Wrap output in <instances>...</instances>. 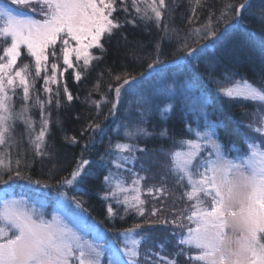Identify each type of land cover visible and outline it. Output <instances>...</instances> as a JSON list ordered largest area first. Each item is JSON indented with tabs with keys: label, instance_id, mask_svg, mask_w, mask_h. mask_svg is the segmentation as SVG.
Segmentation results:
<instances>
[{
	"label": "snow or ice",
	"instance_id": "1",
	"mask_svg": "<svg viewBox=\"0 0 264 264\" xmlns=\"http://www.w3.org/2000/svg\"><path fill=\"white\" fill-rule=\"evenodd\" d=\"M253 4L254 0H222L216 9L210 0H188L189 14H181L186 25L178 29L170 27L175 23L177 0H0V264H179L178 257L185 255V264H264V146L250 143L249 151L230 154L217 138L219 123L209 119L208 95L197 97L198 127H187L195 139L181 140L176 150H161L167 163L162 165L166 174L159 186L143 188L142 182L149 177L128 167L136 163V153L148 154L134 141L153 135L143 125L152 114L154 93L162 89L172 98L175 85L163 75L166 63L198 66L202 53L230 34L255 40L256 34L249 31L245 16L256 19L264 32V2L256 5L258 15L251 11ZM202 14L205 19L197 27L195 22ZM138 20L164 33L149 57L139 54L142 43L128 41L122 31L128 25L139 27ZM116 34L126 45H135L126 50V57L130 55L134 62L133 71L113 76L115 83L106 86L107 93H114L111 100L104 93L100 100H92L91 93L85 98L94 106L95 115L78 136L64 135L67 145L80 147L74 166L67 170L59 165V149L46 139L51 124L62 127L59 117L52 121L51 109L62 106V95L66 105L79 99L69 90L65 74L77 84L82 78L87 80ZM164 38L175 40L171 61L161 50ZM259 53L264 65V37L259 41ZM207 64L212 70L209 79L218 93L227 98L264 102V75L257 87L246 79L234 80V74L216 79L213 71L218 59L211 58ZM108 71L111 74V69ZM153 76L160 77L159 84L143 89L144 81ZM38 81H42V89L36 88ZM184 87L199 91L193 85ZM94 88L99 90V80ZM136 91L141 92L136 117L124 109L126 119L135 122H124L114 129L119 133L123 128V138L129 142L113 143L110 137L104 154L92 158L91 148L97 136L104 134L105 122L119 118L124 97ZM104 106H108L106 115ZM172 107L169 103L161 109V116L166 119ZM34 109L39 113L38 132ZM21 124L24 132H18ZM258 124L253 131L264 138V116ZM159 135L166 136L167 129ZM25 137L28 148L24 146ZM99 142L103 143V139ZM53 160L57 163L48 167L45 162ZM36 163L40 164L41 174L48 167L46 180L31 175ZM140 167L148 171L143 163ZM113 168L117 171L113 172ZM121 171L132 174L131 184L119 174ZM102 173H106L102 175V199L108 202L107 218L117 217L109 201L123 206L121 220L130 213L143 218L142 223L116 229L110 240L101 222L85 207L87 190L82 187L88 178ZM167 174L181 189L178 195L167 188ZM17 187L24 191L17 193ZM32 192L39 193L43 200L53 198L55 209L46 211L43 200L33 202L28 194ZM145 192L152 197L151 205L143 198ZM172 195L174 203L178 201L182 207L165 205L163 201ZM157 224L170 228L177 237L178 250L173 254L176 258L155 252L157 259L150 260L147 253L141 252L142 242L149 239L146 226ZM86 231L95 232L97 238H87ZM157 247L163 251L164 243Z\"/></svg>",
	"mask_w": 264,
	"mask_h": 264
},
{
	"label": "trees",
	"instance_id": "2",
	"mask_svg": "<svg viewBox=\"0 0 264 264\" xmlns=\"http://www.w3.org/2000/svg\"><path fill=\"white\" fill-rule=\"evenodd\" d=\"M211 3L215 5L216 9L221 7L222 0H210ZM264 2V0H254L253 9L251 11H259L256 7L257 4ZM188 0H177V8L174 15V25L178 29H183L186 25V19L182 22L181 14L185 17L189 14L188 11ZM218 15V12H217ZM121 20L124 18V14H120ZM205 19V15H201V19L195 22V26L199 27L201 21ZM245 23L249 25V31L256 34L255 40H249L246 35L230 34L226 36L224 40L220 43H215L209 46V48L204 51L201 55V62L198 66L195 65H177L173 63H166L165 71L163 75L166 78H171L173 76H179L182 79H187L193 84L197 85L199 90L205 92L210 98V109L211 116L213 120L219 123V127L216 129V134L220 141L224 144L226 150H229L232 155L236 154L233 151V146L239 147V153H244L249 151L248 145L250 143H258L263 145L264 138L260 134L253 131L254 128L258 127V121L264 116V102L259 101H247L243 98H227L222 94L218 93L216 85L209 79L210 70L207 61L211 58L218 59V64L216 70L213 71V75L216 79H222L225 74H234V80L246 79L249 83L260 87L262 80V68L264 65L261 64V58L259 53V41L264 37V32H261L260 26L256 19L245 16ZM139 27H132L131 25L125 26L122 30L123 34L127 36V40L130 42H140L142 43V49L139 54L144 57H149L150 54L155 52V44L160 37L164 36L162 31H159L157 26L153 24L144 25L139 20L137 21ZM160 27H163L161 24ZM2 39V38H1ZM119 41V44L117 43ZM135 45L133 43L125 44L120 34L113 36L111 43L106 45L107 52L103 56L102 61L99 63L96 71L82 82L77 84L73 77L69 74H65V79L67 80V85L69 90H71L74 96L79 97V99H74L70 105L64 103L65 98L61 96L62 106L59 109L52 107L51 109V119L55 121L57 117L62 121V127L56 126L54 123L50 125L51 132L48 136L49 143H54L55 147L59 149V165L67 170L75 164V159L78 158L80 153L79 146H69L64 141V135L78 136L79 131L82 127L86 126L88 120H90L95 115L94 106L86 101V97L91 93L92 100H100L101 93L107 95V98L111 100L114 93H107L106 86L109 83H115L113 76L116 74H122L124 72H132L134 62L131 56L126 57V50L133 48ZM175 40L169 41L164 38L161 41V50L166 58V60L171 61L173 56L171 53L175 51ZM95 51V50H94ZM96 54H100L98 51ZM129 65L127 68L124 65ZM146 66V65H145ZM108 69H111V74ZM138 70H143L142 68ZM71 72V70H69ZM103 73L100 77L99 73ZM159 76H153L151 79L144 81L142 88L148 87L150 82H156L159 80ZM99 80V90L94 88V85ZM227 86H230L227 85ZM129 95V96H128ZM125 99H123L120 109L118 111L119 118H110L105 123L107 128L102 136H97L96 142L91 148L92 158L98 155L104 154L109 138L111 137L112 142L117 141L124 142L123 138V128L119 133L115 132L114 129L116 125L122 124L124 122L131 125L134 120H127L124 109H128L130 98L132 93H129ZM41 98H44V94L41 92ZM153 109L152 114L148 117L147 123L143 125L149 132L153 133L152 136L144 138H138L135 143L138 146L146 148L148 154L136 153L137 161L133 165H128V167H135L143 175L148 176L151 179L152 184L161 183L160 171L157 172V167H159L160 162H155L161 150L169 151L176 150L179 146L181 140L191 139L194 134L190 135L187 131V127L190 125L192 128L198 123L196 122L195 114L189 110V108L182 102L176 101L172 107V110L166 114V119L160 114V110L165 108V103L159 99H154L150 105ZM17 107H19V100H17ZM103 114L106 115L108 112V106L102 108ZM33 115L36 118L39 116L38 110H33ZM79 117V118H77ZM133 117V116H132ZM134 118V117H133ZM101 119L103 117L101 116ZM251 125L252 128L247 126ZM22 126V125H20ZM167 129L166 136H160L159 133ZM175 138L176 144H173V139ZM103 139V143L99 141ZM127 142V141H125ZM157 156V157H156ZM48 167L52 164L57 163V161H46ZM144 164L148 169L144 172L140 165ZM158 163V165H157ZM48 167L44 168L43 174H41V167L39 163H36L31 170V175L34 179L46 180L48 174ZM117 170L113 168V172ZM126 173L127 171H121L119 174ZM102 173L97 175L95 178H88L84 184L83 188L87 190V195L84 196L86 201L85 207L89 208L91 216L97 221L101 222L102 229L106 230L111 236L116 229H126L131 227L134 223H142L143 218L135 217L134 214H128L123 220L119 217L123 214V206H119L115 201H109L112 203L114 210L117 212V217L115 220H110L107 218V203L102 199L103 187H102ZM60 175H66V172H60ZM171 179L173 177L171 174H167ZM58 178V177H57ZM150 180L146 183L144 187L150 186ZM174 182V181H173ZM167 184V183H166ZM177 187V186H176ZM75 194V193H70ZM148 200L149 204L153 203L152 197L144 193V197ZM165 205L170 206L169 202L163 201ZM157 207H160V201H156ZM166 215L171 218V213L168 212ZM153 225L146 226V231L149 234V239L147 243L150 245L147 247L143 242L142 252L147 253L150 260H156L157 257L153 253L157 252L156 247L160 243L161 238H164L168 232L172 231L170 228L164 225ZM151 228V229H148ZM176 245H177V237ZM165 242V241H164ZM174 246V245H173ZM173 246H171V251L168 250L170 254H173ZM178 246V245H177ZM187 247V246H180ZM178 250V248H177ZM175 253V252H174ZM144 261V257L141 258ZM179 264H185L188 257L180 256L178 257ZM149 264L148 261H145ZM192 264H198V262L193 261Z\"/></svg>",
	"mask_w": 264,
	"mask_h": 264
},
{
	"label": "rangeland",
	"instance_id": "3",
	"mask_svg": "<svg viewBox=\"0 0 264 264\" xmlns=\"http://www.w3.org/2000/svg\"><path fill=\"white\" fill-rule=\"evenodd\" d=\"M1 39V38H0ZM165 77V76H164ZM160 80V79H159ZM159 80H157L156 82H150L149 84H148V87H146V88H143V89H148V88H154V87H156V85H158L159 84ZM167 80H168V83H170V84H174L175 85V89H174V91H173V93L171 94V96H172V98L171 99H169V93H167V92H165V91H163L162 89L161 90H158V91H156L155 93H154V95H153V97H152V99H151V102H153L154 101V99H156V98H159V99H161L164 103H165V107H167V105L169 104V103H171L172 105H174L175 104V102L178 100V101H180V102H182V103H184L188 108H189V110H191L194 114H195V107H196V105H197V103H198V99H197V97L199 96V95H201V94H206L205 92H203V91H201V90H199V91H197V92H193V91H191L190 89H188V88H185L184 87V85H193L195 88H198L197 87V85H195V84H193L191 81H188L187 79H182V78H180L179 76H173V77H171V78H167ZM255 86V85H254ZM36 88L37 89H42V81H38L37 82V84H36ZM199 89V88H198ZM128 95V94H127ZM125 96L124 97V99L126 98V97H128V96ZM141 95V92L140 91H136V92H134V93H132V97H129L130 98V103H129V105L127 106V108H128V112L129 113H131V116H133L134 118L136 117V115H137V113H136V110H137V108H138V104H139V101H138V97ZM207 95V94H206ZM209 97V96H208ZM210 99V98H209ZM209 111L211 112V109L209 108ZM34 116V115H33ZM211 116V115H210ZM35 118H36V116H34ZM126 117H127V114H126ZM195 117H196V114H195ZM209 119H211V120H213L212 119V117H209ZM36 120H37V125H36V131L38 132L39 131V116L36 118ZM215 121V120H214ZM199 123L200 124H202L203 123V121L201 120V121H199ZM22 125V124H21ZM198 127V124L196 125V126H194L193 128L195 129V128H197ZM25 131V129H24V127H23V125L22 126H18V132H24ZM217 138H218V136H217ZM46 139L48 140V137H46ZM191 139H195V136L193 137V138H191ZM219 139V138H218ZM220 140V139H219ZM125 141H127L126 139H124V142ZM121 142V141H120ZM127 142H129V141H127ZM136 142V141H135ZM25 148H28L29 147V145L27 144V137H25ZM262 146H264V144L262 145ZM226 149V148H225ZM233 151H234V153H237V152H239V147H237V146H233ZM231 154V153H230ZM157 157V156H156ZM155 162H160L159 163V167H157V172L158 171H160L161 172V174H163V171H165V169L162 167V165L163 164H165V163H167V160H166V158L161 154V152H160V154L158 155V157H157V160L155 161ZM157 165H158V163H157ZM145 166V165H144ZM130 168H133L134 169V171H136V172H138V173H140L141 175H143L138 169H136L135 167H131L130 166ZM123 173V172H122ZM166 173L164 172V175H165ZM120 175H122L124 178H125V180L127 181V183L128 184H131V180L133 179V177H132V174L130 173V172H126V173H123V174H120ZM164 175H162V176H164ZM161 176V177H162ZM150 180V186H159L160 184H152L151 183V179L150 178H148L146 181H143V182H147V181H149ZM174 180L173 179H171L168 175H167V184H166V186H167V188L171 191V192H173L175 195H178L180 192H181V189L179 188V186H177L176 187V185L174 184V182H173ZM143 182H142V186H143V188H146V187H144L145 185L143 184ZM23 183H25L24 181H21L20 182V184H23ZM16 191H17V193H19V192H21V191H24L23 189H21V188H19V187H17V189H16ZM46 191V190H45ZM30 196H31V198H32V200H33V202H40V201H42L43 200V198H42V196L39 194V193H35V192H32V193H28ZM175 195H172V196H169L167 199H166V202H169V205H170V207H175V208H180V207H182L183 205L180 203V202H178V201H176L175 203H174V200H175ZM43 202H44V204H45V209H46V211H52V210H54L55 209V207H56V204H55V200L53 199V198H48L47 200H43ZM149 205H151V204H149ZM38 206H39V203H38ZM119 206H122V205H119ZM158 225V224H157ZM157 225H153V227H155V226H157ZM152 227V228H153ZM148 229H151V228H148ZM147 232H149V231H146V234L149 236V234L147 233ZM85 235L87 236V238H89V239H96L97 238V236H96V233L95 232H91V231H86V233H85ZM112 238V236L107 232V239H111ZM165 241V242H164ZM144 243H145V245L147 246V247H149L150 245L147 243V241H143ZM143 242H142V244H141V252H142V245H143ZM160 243H164V250L163 251H161V249L159 248V247H156V251L157 252H160V254L161 255H168L170 258H176L173 254H174V252H176L177 251V248H178V246L175 244L176 243V239H175V235H173L172 234V231L170 232H168V234L164 237V238H161V241H160ZM174 245V246H173ZM171 246H173V254H170L169 252H168V250H170L171 251ZM142 253H144V252H142ZM142 257H144L143 255H142ZM141 257V258H142ZM146 264H148L147 262H146Z\"/></svg>",
	"mask_w": 264,
	"mask_h": 264
}]
</instances>
